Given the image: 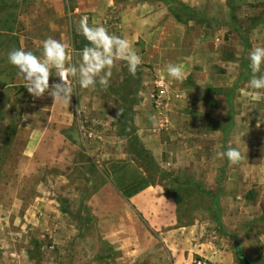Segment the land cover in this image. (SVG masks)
<instances>
[{
    "label": "rangeland",
    "instance_id": "obj_1",
    "mask_svg": "<svg viewBox=\"0 0 264 264\" xmlns=\"http://www.w3.org/2000/svg\"><path fill=\"white\" fill-rule=\"evenodd\" d=\"M193 2L201 7L182 14L184 22L174 20L162 2L185 30V52L177 56L188 68H212L211 75L230 74L235 83L219 81L225 86L196 93V103L174 98L163 126L149 99L158 73L154 65L141 63L133 76L126 61L116 60L107 89L98 82L94 90L83 89L69 76L71 101L54 103L47 93L29 94L8 60L21 46L42 57L43 41L62 43L64 34L70 46L66 66H79L78 47L86 41L77 32L80 18L88 15L90 26L94 22L117 36L120 3L0 0V264H194L205 259L195 253L199 243L206 253L220 249L218 260L205 259L209 264H264V209L253 202L261 190L254 184L243 193L245 188L227 182L244 160L264 162V90L248 84L249 53L264 47V0ZM224 4L231 11L228 21ZM219 37L227 44L215 47ZM174 60L169 50L167 61ZM51 74L50 84L58 81L55 69ZM257 75H264V64ZM176 90L172 86L175 97ZM229 147L240 151L238 164L217 157ZM127 161L175 199L182 240L151 229L118 197L111 169ZM238 195L242 200L233 201ZM117 246L137 247L139 255Z\"/></svg>",
    "mask_w": 264,
    "mask_h": 264
},
{
    "label": "crops",
    "instance_id": "obj_2",
    "mask_svg": "<svg viewBox=\"0 0 264 264\" xmlns=\"http://www.w3.org/2000/svg\"><path fill=\"white\" fill-rule=\"evenodd\" d=\"M193 1L182 0L184 5L193 9L201 7L199 4H194ZM119 5L122 7V12L118 16L119 22L116 25L117 36L126 38L129 41L130 51H134L141 58V63L144 65H154L157 68L156 79L158 77L165 78L171 87L174 86L177 89L174 92L178 93L177 98L180 97L179 102L182 104L196 103V93L204 92L209 95L210 89L225 86H222L219 81H226V86L235 83L230 74L227 77L226 75H217L215 77L211 75L212 68H188L189 66H186L185 60L177 56L179 53L183 54L185 52V46L183 45L185 30L176 25V22H174L175 18L172 20V18L168 17V9L162 2L158 0H129ZM223 10L225 12L229 11V14L228 12L226 13L229 17L223 20L228 21L231 18V11L230 9L228 10L226 4L223 5ZM235 34V32H232V40L235 39ZM63 38H61V41L65 42L64 34ZM215 41L213 43L215 47L220 46V43H224V39L220 37L216 38ZM208 44L206 43L207 46H209ZM224 44L227 43L225 42ZM69 47L68 45L67 48ZM194 49L199 50V47L195 46ZM169 50L175 52V60L172 62L167 61V52ZM74 52H76L75 49ZM169 63L181 66L184 72L182 81H177L168 76L167 65ZM201 67H203V64H201ZM229 69L231 70L232 68ZM190 77L192 83L190 87H186V82ZM16 85L9 84L8 87ZM224 104L228 107L231 106V98L226 97ZM246 162L244 160L229 172L227 182L235 188L237 186L241 189L245 188V192L243 193H248L253 189L254 184L258 185L261 192L253 202H256L257 207L264 209V162L260 160ZM111 179L113 187L117 190L118 197L136 211L151 229L156 232L165 229L168 234L179 236V240L182 238L180 237V233L185 228L178 226V205L175 199L168 196L162 186L153 184L142 167L137 166L131 161L116 164L111 169ZM233 193L237 194L235 191ZM238 200H242V195L233 198L235 202ZM246 202L252 201L246 200ZM176 240L178 241V239ZM168 241L172 243L171 237ZM201 246L205 245L199 243L195 249L196 255L205 259L209 257L212 260H218L221 252L217 246H214L213 252L210 253H206L205 249L201 248ZM117 247L131 250V257L139 255L137 247ZM171 248L176 249L177 246L171 244ZM130 262L131 264H135L136 260ZM175 264L183 263L177 259Z\"/></svg>",
    "mask_w": 264,
    "mask_h": 264
},
{
    "label": "clouds",
    "instance_id": "obj_3",
    "mask_svg": "<svg viewBox=\"0 0 264 264\" xmlns=\"http://www.w3.org/2000/svg\"><path fill=\"white\" fill-rule=\"evenodd\" d=\"M77 32L81 34L90 46L82 50V58L79 66H66L68 59L66 45L51 37L42 43V57L23 48L14 49L9 53L10 64L19 69V74L26 81V89L34 98H41L47 93L52 97L54 103L57 101L70 102L72 98V87L69 83V76L76 78L79 86L83 89H95L97 82L107 89L111 68L116 60L127 62L129 72L135 76L141 58L130 51V44L126 38L109 34L102 25L90 26L89 18H80ZM249 67L251 77L248 84L253 90H264V75H257L261 72L264 64V47H253L249 53ZM52 69H55L57 82L50 84ZM169 77L182 81L184 72L181 66L169 63L167 65ZM120 112L118 113V115ZM28 114L23 116L27 120ZM155 120V117H152ZM220 159L227 158L230 165L238 164L242 155L236 148L229 147L227 151L218 152Z\"/></svg>",
    "mask_w": 264,
    "mask_h": 264
},
{
    "label": "built area",
    "instance_id": "obj_4",
    "mask_svg": "<svg viewBox=\"0 0 264 264\" xmlns=\"http://www.w3.org/2000/svg\"><path fill=\"white\" fill-rule=\"evenodd\" d=\"M85 16L89 18L88 15ZM174 98H177V96H173L169 82L165 78L158 77L154 82V88L149 95V99L159 118H164L162 120L163 126L169 122L166 112L169 110ZM194 264H209V262L205 259H199Z\"/></svg>",
    "mask_w": 264,
    "mask_h": 264
},
{
    "label": "trees",
    "instance_id": "obj_5",
    "mask_svg": "<svg viewBox=\"0 0 264 264\" xmlns=\"http://www.w3.org/2000/svg\"><path fill=\"white\" fill-rule=\"evenodd\" d=\"M115 2L117 3H124L126 1H129V0H114ZM160 2H163L164 4H166L168 7H169V10L171 12L172 15H174L175 19L178 21V22H184L183 18H182V14H184L185 12L186 13H193L194 10L189 7V6H186L184 4H182L179 0H158ZM180 4L182 5L183 9L182 10H177L176 8H174V4ZM86 46H90L89 45V42L86 40L83 42V44L81 46L78 47V50H83L84 47ZM245 76V74H244ZM142 153L145 154V158L148 159L149 163L152 165V166H155V162L154 160L151 158L150 154L144 149L142 148L141 149Z\"/></svg>",
    "mask_w": 264,
    "mask_h": 264
},
{
    "label": "water",
    "instance_id": "obj_6",
    "mask_svg": "<svg viewBox=\"0 0 264 264\" xmlns=\"http://www.w3.org/2000/svg\"><path fill=\"white\" fill-rule=\"evenodd\" d=\"M245 264H250V262L248 260L245 261Z\"/></svg>",
    "mask_w": 264,
    "mask_h": 264
}]
</instances>
